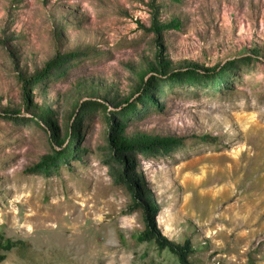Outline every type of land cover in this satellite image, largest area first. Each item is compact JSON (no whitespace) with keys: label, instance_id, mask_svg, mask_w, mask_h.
I'll return each mask as SVG.
<instances>
[{"label":"rangeland","instance_id":"1","mask_svg":"<svg viewBox=\"0 0 264 264\" xmlns=\"http://www.w3.org/2000/svg\"><path fill=\"white\" fill-rule=\"evenodd\" d=\"M172 20L179 28L159 38L149 30ZM0 43V242L15 244L0 264H179L136 243L141 215L105 164L107 120L142 111V83L164 77L159 50L170 73L233 65L222 94L177 91L157 98L159 111L126 115L127 139L182 143L137 158L157 228L190 239L192 263L264 264V0H0ZM68 53L79 57L64 76L29 87ZM69 141L79 160L37 174Z\"/></svg>","mask_w":264,"mask_h":264},{"label":"trees","instance_id":"2","mask_svg":"<svg viewBox=\"0 0 264 264\" xmlns=\"http://www.w3.org/2000/svg\"><path fill=\"white\" fill-rule=\"evenodd\" d=\"M155 1V0H154ZM178 1V0H172ZM179 23L172 20L169 23L159 24L152 22L151 30L154 34L159 36L172 29H178ZM3 46V43H0ZM79 56L73 53L66 55H56L50 60L40 74L35 75L33 81L29 84V79L18 77V80L26 86L38 84L44 77L54 79L64 76L67 69L77 60ZM157 68L164 77H154L141 85L142 111H134V105H128L118 120L120 123L108 122L107 134V152L108 157L105 164L109 169V173L114 186L122 188L127 192L130 198L129 213L139 212L143 221V230L134 238L136 243H152L155 248L160 251H167L172 254L179 264H195L190 261L194 249L190 239L183 240L182 243H174L165 238L159 231L156 225V217L160 212L159 205L155 199L154 194L144 180V177L138 173L137 158L142 156L145 159L157 158L159 156H170L172 153L178 151L182 147V143L178 139L150 137L147 135L138 136L136 139H127L122 134V126L126 122V115L128 120L134 119L136 114L143 112L144 115L159 111L157 98L164 94H175V92H185L187 96H196L197 94H206L209 97L222 94L228 90L226 77L233 63L226 64L222 69H207L200 73L197 67H187L184 71H168L170 63L162 57V51L157 53ZM247 60V61H245ZM240 67H247L250 65L248 59H245ZM160 73V72H159ZM48 81V80H46ZM87 109L101 110L105 109L103 105L98 103H90ZM85 110V107L84 109ZM80 113H84V111ZM122 118V119H121ZM17 122L15 119H11ZM30 123V122H29ZM77 130V128H74ZM75 133V131H74ZM72 136H75L74 134ZM207 141L208 138H204ZM75 146L74 141H69L68 145L60 153H55L53 157L43 158L41 165L38 167L37 174L49 177L54 174L58 166L69 164V161L74 159L79 160L78 153L71 150ZM15 247L14 243L7 241L5 244L0 242V250H11ZM0 259H3L1 257Z\"/></svg>","mask_w":264,"mask_h":264}]
</instances>
